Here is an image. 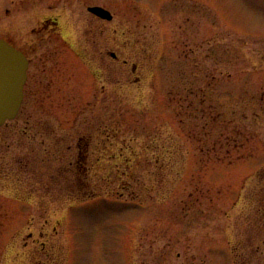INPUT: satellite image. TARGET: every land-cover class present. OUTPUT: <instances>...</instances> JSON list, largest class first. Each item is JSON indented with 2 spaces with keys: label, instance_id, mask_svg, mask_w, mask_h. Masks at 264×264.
Wrapping results in <instances>:
<instances>
[{
  "label": "rangeland",
  "instance_id": "rangeland-1",
  "mask_svg": "<svg viewBox=\"0 0 264 264\" xmlns=\"http://www.w3.org/2000/svg\"><path fill=\"white\" fill-rule=\"evenodd\" d=\"M0 37V264H264V0H0Z\"/></svg>",
  "mask_w": 264,
  "mask_h": 264
},
{
  "label": "water",
  "instance_id": "water-1",
  "mask_svg": "<svg viewBox=\"0 0 264 264\" xmlns=\"http://www.w3.org/2000/svg\"><path fill=\"white\" fill-rule=\"evenodd\" d=\"M88 10L108 21L113 14L102 6H91ZM29 62L25 54L0 38V127L14 119L24 98Z\"/></svg>",
  "mask_w": 264,
  "mask_h": 264
},
{
  "label": "flooded vegetation",
  "instance_id": "flooded-vegetation-1",
  "mask_svg": "<svg viewBox=\"0 0 264 264\" xmlns=\"http://www.w3.org/2000/svg\"><path fill=\"white\" fill-rule=\"evenodd\" d=\"M2 38H5V37H2ZM7 41H9L11 44H13L14 46H16L15 45V43L12 41V40H10V39H7V38H5ZM18 49H20V50H22L23 52H24V54L26 55V57H27V59H28V62H29V66H28V71H27V80H26V83H25V86H24V96L26 95V93L27 92H31V90H32V88H33V85H31V78H30V72H31V69L34 67V61L32 60V57H31V54L29 53V51H27V50H24L23 48H20L19 46H16ZM112 56L114 57V58H117V55L115 54V53H112ZM74 56H72V55H65V56H63L62 57V59H60V61L63 63V66H61V64H60V62L59 63H54V64H51V65H48V64H44L42 67H43V69H44V73H48V75H49V77L48 76H46V75H44V76H42L41 78L39 77L38 79H39V82L41 83V84H43V87H44V89H48V87L50 86V84H52V76H51V74L53 73V70L54 69H58V68H64V69H66V70H72L74 67H76L77 66V61L73 58ZM56 79H57V81L59 82V81H67V83L64 85V87L65 88H63V90L64 91H67V92H70L69 90H72V88H74V87H72V80H71V77H69L68 76V74H67V76H63V75H60V76H56ZM52 87V86H51ZM50 88V87H49ZM62 90V91H63ZM24 100V99H23ZM22 105H23V102H22ZM22 105H21V107H22ZM20 111H21V108H20V110H19V112H18V114L20 113ZM17 114V115H18ZM17 117V116H16ZM17 118H15V120H16ZM14 120V119H13ZM11 121V120H10ZM46 124V123H45ZM44 124V125H45ZM89 150H88V147H87V145H85L84 147L83 146H78L77 147V152L79 153V154H81V153H83V155H82V159H84V157L85 158H87L88 157V154H84V152H88Z\"/></svg>",
  "mask_w": 264,
  "mask_h": 264
}]
</instances>
